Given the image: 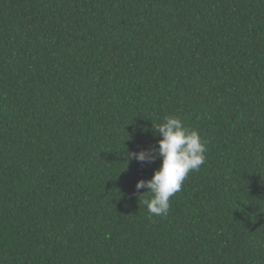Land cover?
<instances>
[{
    "label": "trees",
    "instance_id": "trees-1",
    "mask_svg": "<svg viewBox=\"0 0 264 264\" xmlns=\"http://www.w3.org/2000/svg\"><path fill=\"white\" fill-rule=\"evenodd\" d=\"M168 115L206 159L154 216ZM0 264H264V0H0Z\"/></svg>",
    "mask_w": 264,
    "mask_h": 264
},
{
    "label": "clouds",
    "instance_id": "clouds-1",
    "mask_svg": "<svg viewBox=\"0 0 264 264\" xmlns=\"http://www.w3.org/2000/svg\"><path fill=\"white\" fill-rule=\"evenodd\" d=\"M154 130L160 136L158 149L150 146L129 152L127 157L141 163L161 158V165L152 177L138 180L136 189L146 188L144 193L150 194L144 200L150 215L164 216L169 211L170 198L181 191L189 173L198 171L205 162L207 142L202 140L198 129L186 126L178 115L165 116Z\"/></svg>",
    "mask_w": 264,
    "mask_h": 264
}]
</instances>
